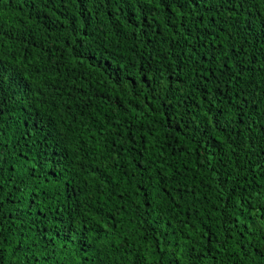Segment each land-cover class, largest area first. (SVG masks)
Instances as JSON below:
<instances>
[{
    "label": "trees",
    "instance_id": "trees-1",
    "mask_svg": "<svg viewBox=\"0 0 264 264\" xmlns=\"http://www.w3.org/2000/svg\"><path fill=\"white\" fill-rule=\"evenodd\" d=\"M0 264H264V0H0Z\"/></svg>",
    "mask_w": 264,
    "mask_h": 264
}]
</instances>
